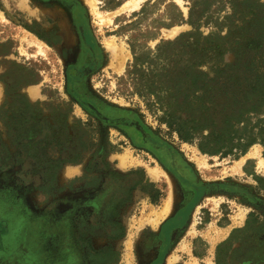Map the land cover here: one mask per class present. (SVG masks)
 Instances as JSON below:
<instances>
[{"label":"rangeland","instance_id":"374dc122","mask_svg":"<svg viewBox=\"0 0 264 264\" xmlns=\"http://www.w3.org/2000/svg\"><path fill=\"white\" fill-rule=\"evenodd\" d=\"M126 1L0 0V264H264V145L236 159L204 154L120 81L131 38L155 47L193 30H155L170 17L169 3L188 18L190 1L122 9ZM206 2L201 42L223 44L227 64L240 55L247 65L235 73L249 95L264 93V0ZM211 66L202 69L212 77ZM251 117L257 124L264 108ZM151 167L162 180H149ZM171 178L184 228H192L193 249H179L176 263L169 258L177 249H155V233L138 232L163 206ZM115 221L125 227L118 239Z\"/></svg>","mask_w":264,"mask_h":264},{"label":"trees","instance_id":"16d2710c","mask_svg":"<svg viewBox=\"0 0 264 264\" xmlns=\"http://www.w3.org/2000/svg\"><path fill=\"white\" fill-rule=\"evenodd\" d=\"M189 1L188 18L179 5L171 2L170 17L157 23L155 30L183 23L192 25L193 30L183 32L175 39H162L155 47L147 41L141 43L138 38H131L129 45L133 59L120 81L132 85L134 93L145 100L159 123L176 133L180 141L196 144L204 154L232 156L236 159L255 143L264 145V118L255 125L251 123V116L263 111L264 93H256L258 89L254 88L249 95L243 74L235 73L241 72L247 65L240 55L234 64H227L222 59L226 50L223 44L208 47L201 42L198 33L201 35L199 28L206 12L207 0ZM150 3L147 2L134 14L139 17L138 22L147 17ZM158 34L159 31L152 36L142 32L139 36L148 35V40H151L156 39ZM209 62L215 71L212 77L202 69ZM100 169L105 173L110 170L106 156L100 161ZM140 172L137 170L132 174ZM143 181H146L145 176ZM143 181L131 185L129 197L123 202L130 200L132 191ZM156 194L151 193L154 203H158L163 196L159 191ZM112 234V239L123 237L125 227L115 221Z\"/></svg>","mask_w":264,"mask_h":264},{"label":"crops","instance_id":"0c3cea01","mask_svg":"<svg viewBox=\"0 0 264 264\" xmlns=\"http://www.w3.org/2000/svg\"><path fill=\"white\" fill-rule=\"evenodd\" d=\"M151 168V170H149L151 171L152 175H150V171L147 170V177L149 180L153 182L162 180L165 175H163V173L160 172L156 167ZM167 182L168 190L163 206L159 209V212L155 213L151 218L145 221V224L141 226L138 232H142L145 229L154 232L155 234L153 238L156 244L153 247L155 249H162L161 244L169 245V248L167 247V249H177L176 252H171V256L169 258L171 263H176L178 260H181L182 256H184V254L179 252V249H193L192 244L188 240L189 237H191L188 234L192 233V228L190 229V225L187 228H184L185 219H183V216H181L179 213V210L182 208V206L175 197V180L171 178V180ZM195 230L197 229L195 228ZM207 241L211 242L210 239ZM209 249H212V245L211 248L209 247ZM192 255H194L193 252ZM192 257L197 259L195 256Z\"/></svg>","mask_w":264,"mask_h":264},{"label":"bare ground","instance_id":"6f19581e","mask_svg":"<svg viewBox=\"0 0 264 264\" xmlns=\"http://www.w3.org/2000/svg\"><path fill=\"white\" fill-rule=\"evenodd\" d=\"M141 0H127L123 6L121 7L122 9H125L128 7V5L130 6V8H135L139 5ZM150 175H152L151 171H150Z\"/></svg>","mask_w":264,"mask_h":264}]
</instances>
